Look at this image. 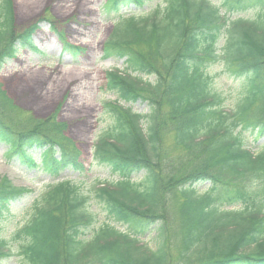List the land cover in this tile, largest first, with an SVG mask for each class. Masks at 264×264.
Wrapping results in <instances>:
<instances>
[{"label": "trees", "instance_id": "1", "mask_svg": "<svg viewBox=\"0 0 264 264\" xmlns=\"http://www.w3.org/2000/svg\"><path fill=\"white\" fill-rule=\"evenodd\" d=\"M131 3L143 7L146 0H109L106 10L118 12ZM252 10L253 18L246 15ZM115 25L104 57L123 59L125 68L106 72V90L117 99L104 103L108 123L93 146L94 164L116 177L93 191L106 221L98 222L78 183L61 180L48 185L30 218L4 237L3 219L31 192L5 177L0 182V264L13 255L21 264H264V144L255 153L243 138L249 131L264 136V0H221L218 5L166 0L146 14L120 15ZM34 29L15 39L12 1L0 0V69L16 55L15 42ZM139 46L160 62L162 72ZM222 59L245 81L232 108L224 106L207 72ZM149 76L155 81L145 80ZM139 100L148 103L147 114L120 103ZM164 101L167 110H161ZM13 109L0 102V141L7 145L8 161L17 159L53 179L67 169L84 172L77 149L65 147L63 128L13 127L5 120ZM162 114L172 122L175 143L195 161L190 173L172 175L175 191L165 187L159 167ZM170 192L180 215L175 261L163 218L164 195ZM153 232L155 247L142 241Z\"/></svg>", "mask_w": 264, "mask_h": 264}, {"label": "rangeland", "instance_id": "2", "mask_svg": "<svg viewBox=\"0 0 264 264\" xmlns=\"http://www.w3.org/2000/svg\"><path fill=\"white\" fill-rule=\"evenodd\" d=\"M13 5L14 38L20 37L32 25H37L32 35V45L20 47L16 55L0 69V83L3 93L0 102H7L14 109L5 114V120L13 127L31 128L36 124L63 128L62 137L65 147L71 152L77 149L83 164L84 172L65 170L58 179L40 171L28 169L17 159L8 161L5 158L7 145L0 141V182L7 177L15 186L31 189L22 199L13 204V211L3 219L4 237H11L31 216L33 205L44 193L48 185L61 180H72L79 184L82 191L89 195L88 205L97 214L99 223L105 222L100 212L93 191L116 178L106 167L94 164L93 146L99 133L108 121L104 119L103 105L106 101L117 99V95L106 90V71L123 70L124 60L104 57V47L112 34L116 21V13L108 17L105 4L108 0H11ZM166 0H146L145 6L132 5L124 9L126 14H146L156 7H163ZM220 4L221 0H212ZM89 7H94L89 8ZM255 11L246 15L254 17ZM18 43V40L15 42ZM225 39L219 41L223 49ZM79 50H78V49ZM145 58L154 63L162 72L160 62L150 55L145 46L136 47ZM212 88L222 96L224 106L232 108L245 89L243 77L232 74L222 59L209 66ZM154 82L155 77H145ZM130 106L134 111L143 114L149 112L147 102L135 104L120 102ZM161 110H167L165 101ZM165 122L160 133L159 167L162 169L165 187L177 189L173 176L190 173L194 160L174 141L172 122ZM249 131L243 133L244 144L252 152H259L264 144V136ZM60 140L58 143L60 144ZM206 184L199 187L204 191ZM178 193V191H177ZM167 193L164 195L163 218L169 225V245L175 261L179 255L177 235L179 227L178 206ZM168 197L169 199L167 200ZM124 230L125 226L118 225ZM177 235V236H176ZM155 232L143 236L142 241L155 247ZM6 264V262L4 263ZM8 264H21L18 255H13ZM175 264V262H173Z\"/></svg>", "mask_w": 264, "mask_h": 264}, {"label": "bare ground", "instance_id": "3", "mask_svg": "<svg viewBox=\"0 0 264 264\" xmlns=\"http://www.w3.org/2000/svg\"><path fill=\"white\" fill-rule=\"evenodd\" d=\"M89 8H92L93 9L94 7H89Z\"/></svg>", "mask_w": 264, "mask_h": 264}]
</instances>
